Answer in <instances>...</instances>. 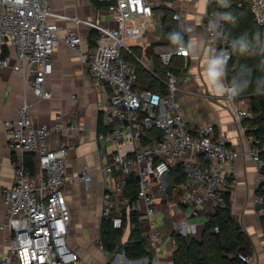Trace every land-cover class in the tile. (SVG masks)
<instances>
[{
    "label": "built area",
    "instance_id": "2783aa9c",
    "mask_svg": "<svg viewBox=\"0 0 264 264\" xmlns=\"http://www.w3.org/2000/svg\"><path fill=\"white\" fill-rule=\"evenodd\" d=\"M100 1L107 10L101 21L60 13L50 0H0L3 7L0 36L15 48L18 60L14 62L9 55L1 57L0 68L22 70L36 97L51 99L53 94L47 88V79L54 70V52L65 43L78 54L93 87L106 93L104 101L99 103L96 134L102 161L99 167L103 182L102 219L110 220L114 229L125 230L126 218L136 213L149 236L148 256L129 259L123 250L113 254L114 260L164 264L169 255L167 246L171 244L172 249L175 246L173 232L196 236L204 224L195 218L200 217L206 203L211 202L216 209L226 205L225 193L231 192L237 182L236 163L242 153L217 134L214 124L193 125L188 120L180 99V79L172 70L164 75L150 70L159 84L157 88L140 81L137 66L145 67L146 63L126 39L144 40L150 26L155 24L156 10L168 2ZM246 1L256 23L264 27V0ZM216 2L222 8L244 5L234 0ZM163 17L161 14L158 18L163 21ZM173 18L181 22L183 33L182 14L174 13ZM60 20L72 21L74 27H63ZM204 26L205 52L210 62H221L226 72L232 51L226 35L225 13L207 10ZM85 28L97 33L94 45L87 49L81 34ZM157 47L156 53L166 66L177 57L190 55L181 33L176 31L171 35L170 45ZM142 51L149 49L144 45ZM226 88L241 132L248 139V153L258 170L255 204L261 218L264 216V141L250 134L257 126L245 123L251 113L237 87L227 83ZM3 125L9 148L20 155L13 161L14 183L0 187L7 216V221L0 224V232L9 230L13 234L1 264H91L70 246L68 239L72 214L66 186L78 180L90 187L95 176L89 166L80 169L74 177L68 175L72 145H65L63 138L76 133L79 124L72 117L57 113L53 122L36 125L31 104L25 100L19 118L5 120ZM54 136L56 146L50 142ZM26 153L36 156L33 173L26 167L23 157ZM178 165L186 175L179 184L172 175ZM131 184H136V193ZM172 187L181 191L177 201L169 195ZM162 200L172 204L168 205L169 215L174 219L171 231L166 225H158L155 218ZM97 246L109 254L101 236ZM238 255L252 264V255Z\"/></svg>",
    "mask_w": 264,
    "mask_h": 264
},
{
    "label": "crops",
    "instance_id": "0c3cea01",
    "mask_svg": "<svg viewBox=\"0 0 264 264\" xmlns=\"http://www.w3.org/2000/svg\"><path fill=\"white\" fill-rule=\"evenodd\" d=\"M210 1L215 2L216 0H184L180 2L166 0L165 2L168 3L162 4V6L172 8L173 14H182L185 30L183 33L180 32L183 31V28L181 22L176 20L177 27L179 26L178 31L173 29L168 37L165 33L166 16L160 6L159 9L164 14L163 21H161L162 31L158 35H156L157 31L152 34L160 42L153 44L159 46L168 41V45H170L171 35L176 31L181 33L183 43L189 47V56L177 57L173 60V62L179 60V64L184 62L187 68L186 71L177 75L180 79V99L184 104L186 117L193 125L214 124L217 134L229 145L241 151L242 156L236 163L237 182L231 191L233 214L238 225L252 239L254 246L252 264H264V228L262 219L256 212L255 204V194L259 184L258 170L256 163L248 153V139L242 134L232 110V104L227 97L224 68L221 62L215 64L210 62L209 56L205 52L207 34L204 26V13L208 10ZM50 4L60 13L70 16L79 15L92 20L101 21L107 14L103 4L97 7L92 0H50ZM170 4L172 5L170 6ZM2 13L3 7L0 5V26ZM59 23L63 27H74L72 21L60 20ZM90 33L86 28L81 30L85 49L90 46ZM151 51L153 65L150 66L144 61L145 68L148 70L155 68L154 56H158L154 49ZM6 55L11 56L14 62H18L15 48L2 40L0 36V58ZM53 60L54 70L47 79V88L53 94L51 99L39 100L22 70H15L12 67L0 68V187H10L14 183L13 161L20 155L9 148L3 121L18 119L20 107L25 100L31 104V115L36 125L53 122L57 113H64L66 118L72 117L79 124V129L73 135L63 138L65 145H72L68 175L74 177L80 169L89 166L94 169L95 176L90 187L78 180L66 186L67 199L72 214L68 235L70 246L82 258L88 259L91 264H129L125 260L115 261L114 256L103 253L96 243L101 233L103 197L102 175L99 172L102 161L96 134L100 116L99 103L104 101L106 93L93 87L88 71L80 62L78 54L65 43L56 49ZM194 95H201L202 98L199 99L205 98V104L208 106L207 109H203L199 105L195 106V116L191 111L195 103ZM50 142L52 146L57 145L55 136L50 138ZM26 154L23 156L24 159ZM160 203L163 208L165 207L160 210L163 209L167 214L169 204L164 206L166 201L163 200ZM216 211V207L211 202H207L201 210L200 217L195 220L205 225L209 217ZM171 219L169 225L164 224L170 231L174 225V219ZM6 221V206L3 196L0 194V224ZM204 225L200 228L199 233L202 232ZM86 228H90V233L84 232ZM12 236L13 234L9 230L0 232V264L2 258L7 254ZM174 248L175 246L169 250L170 254L166 259V264H170ZM114 261L115 263H113Z\"/></svg>",
    "mask_w": 264,
    "mask_h": 264
},
{
    "label": "trees",
    "instance_id": "16d2710c",
    "mask_svg": "<svg viewBox=\"0 0 264 264\" xmlns=\"http://www.w3.org/2000/svg\"><path fill=\"white\" fill-rule=\"evenodd\" d=\"M97 7L103 2L92 0ZM244 2V6H229L222 8L217 2L210 1L208 10L223 11L225 13L226 35L230 42L232 59L227 66L225 77L229 83L237 87L239 95L245 99L250 117L245 118V123L257 126L250 134L258 136L264 141V27L259 26L250 10L246 0H234ZM166 19V30L177 25L173 18L174 10L168 6H162ZM95 31L89 37L90 45H94ZM255 48V49H254ZM255 51V64L248 70H238L241 63L249 52ZM135 63H138L134 61ZM155 72L164 75L172 70L176 75L187 70L183 62L176 61L166 66L163 65L159 56H154ZM137 70L140 81L147 86L157 88L158 83L153 78L150 70L138 64ZM27 169L32 173L36 168V156L34 153L25 155ZM177 184L182 183L186 175L182 166L178 165L172 172ZM136 193V184H131ZM260 190H258L259 192ZM181 191L178 187H172L169 191L174 201L179 199ZM226 205L219 207L214 215H211L205 223L202 232L196 236H184L173 232L175 248L171 256L170 264H247L239 257V251L244 249L249 255H254V246L249 234L238 225L232 209V192L225 193ZM264 228V216L261 217ZM139 216L131 213L126 218V229H114L110 220L102 219L100 236L104 241L107 251L113 256L114 253L125 251L129 259H138L148 256V235L144 233L142 224L138 221ZM135 225L136 228H132ZM216 228L219 230L216 231ZM124 238L120 245L119 241Z\"/></svg>",
    "mask_w": 264,
    "mask_h": 264
},
{
    "label": "rangeland",
    "instance_id": "374dc122",
    "mask_svg": "<svg viewBox=\"0 0 264 264\" xmlns=\"http://www.w3.org/2000/svg\"><path fill=\"white\" fill-rule=\"evenodd\" d=\"M161 14H163V12L160 11V9L158 8L156 10V16L154 17V21L156 22V24L153 25V26H150L149 31L146 34L147 36L145 37L144 40L128 39V38L126 39L127 44L132 45V46H135L134 48H135L136 52L139 53L141 55L142 60L145 61L146 63L150 64V66L153 65V62L151 61L152 60L151 50L154 49V51H156V49L158 48L157 47L158 44H153V43H159L160 42V41L156 40L155 37L152 34H153V32H156L157 31L158 33H156V35H158L159 32L162 31V29H161V21L158 18ZM178 28H179V26L177 27V25H175L172 28H170L169 30H166L165 33L169 37V35L172 32V30L173 29H176L178 31ZM168 43L169 42L167 41L166 44H162V45H168ZM144 45L148 47L149 51L148 52H143L142 51V54H141V51L140 50H141V48ZM153 46H155V47L153 48ZM254 64H255V51H252V49H251V52L248 53V55L245 57V59H243L241 61V63H238V70L239 69L242 70V71H244L245 69L248 70L249 68H252ZM184 67H185V63L183 62V67L182 68H184ZM190 77L191 76L189 75V79H190ZM224 78H223L224 79V82H227V83L230 82L228 78H226V77H224ZM194 96L195 97H194L193 101L195 103L193 105V108L191 109V111L193 113V116H195V111H194L195 106L199 105L203 109H207V107H208L205 104V101H206L205 98L199 99V98H202L201 95H194ZM198 100H200V101H198ZM251 116H252V114H251ZM164 206H167V203L164 204ZM160 208H163V205L160 204V206H159V212H157V214L155 215V218L157 220L158 225H164V224L169 225L171 223V220H172L171 219L172 218V215H169V211H167V210H166L167 211V214H166L165 211H163V209L165 207L162 210H160ZM84 232L87 233V234L90 233V228H86ZM122 239L124 240V238H121L120 239V241H119V244L120 245L123 243V240ZM167 249L168 250H171L172 249V245L169 244L167 246ZM239 252L242 253L243 255H247L248 254L244 249L240 250ZM169 254H170V252H169ZM108 255H110V254H108ZM111 256H110V259L112 258ZM163 263L166 264L167 263V260L164 259L163 260Z\"/></svg>",
    "mask_w": 264,
    "mask_h": 264
}]
</instances>
